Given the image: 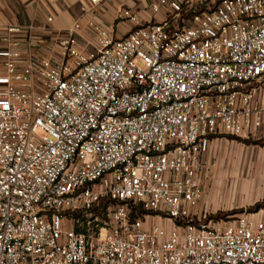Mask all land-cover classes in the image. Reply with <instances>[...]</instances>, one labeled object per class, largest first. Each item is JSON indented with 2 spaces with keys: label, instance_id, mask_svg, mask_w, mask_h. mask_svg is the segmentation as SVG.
<instances>
[{
  "label": "built area",
  "instance_id": "1",
  "mask_svg": "<svg viewBox=\"0 0 264 264\" xmlns=\"http://www.w3.org/2000/svg\"><path fill=\"white\" fill-rule=\"evenodd\" d=\"M162 9L159 22L123 9L131 30L98 29L93 52L80 21L46 57L10 48L31 46V25L7 27L0 264H264V217L200 208L211 141L263 129L264 0Z\"/></svg>",
  "mask_w": 264,
  "mask_h": 264
},
{
  "label": "crops",
  "instance_id": "2",
  "mask_svg": "<svg viewBox=\"0 0 264 264\" xmlns=\"http://www.w3.org/2000/svg\"><path fill=\"white\" fill-rule=\"evenodd\" d=\"M156 1L100 0L91 13L86 17H81L80 8L88 7L90 0H0V41L6 34L8 26L26 27L31 25L34 36L31 46L28 48L26 41L22 38L17 45H11L10 48L22 55H25L29 49L34 56L46 57L57 53L58 39L74 23L80 21L78 46L85 52H93L98 42V29L113 27L111 33L113 39H121L131 30L133 27L131 22L119 19V13L123 9L132 10L144 22L163 20L165 10L162 9L157 14H153L151 11V6ZM0 43L2 45V42ZM202 206L200 203V208ZM255 217L263 218L264 209L255 213Z\"/></svg>",
  "mask_w": 264,
  "mask_h": 264
},
{
  "label": "rangeland",
  "instance_id": "3",
  "mask_svg": "<svg viewBox=\"0 0 264 264\" xmlns=\"http://www.w3.org/2000/svg\"><path fill=\"white\" fill-rule=\"evenodd\" d=\"M242 139L251 143L218 136L205 156L208 168L201 205L215 217L249 213L264 199V125L255 137ZM256 141L260 144H253Z\"/></svg>",
  "mask_w": 264,
  "mask_h": 264
},
{
  "label": "trees",
  "instance_id": "4",
  "mask_svg": "<svg viewBox=\"0 0 264 264\" xmlns=\"http://www.w3.org/2000/svg\"><path fill=\"white\" fill-rule=\"evenodd\" d=\"M219 137H226L230 140H234V141H237V142H241V143H244V144H250L251 142L248 141V140H245V139H242V138H238V137H234V136H230V135H221ZM253 144L257 145V144H260L258 141L256 142H253ZM260 209H264V199L261 201V202H257L254 204V206L249 210V213H257L260 211ZM137 213L139 215L142 214V211L140 208H137L136 209ZM217 218H221L220 216H217Z\"/></svg>",
  "mask_w": 264,
  "mask_h": 264
}]
</instances>
